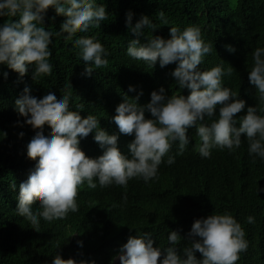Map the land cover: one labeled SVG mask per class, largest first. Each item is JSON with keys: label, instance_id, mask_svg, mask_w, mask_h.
<instances>
[{"label": "trees", "instance_id": "1", "mask_svg": "<svg viewBox=\"0 0 264 264\" xmlns=\"http://www.w3.org/2000/svg\"><path fill=\"white\" fill-rule=\"evenodd\" d=\"M98 3H103L108 11L100 26H90L87 33L77 31L72 39L66 38L67 33L52 37L51 75L34 80L32 66L21 77L0 64V264H50L56 252L65 259L110 264L129 235L135 234V228L152 232L154 246L166 245L171 230L186 236L196 218L225 210L241 223L248 241L247 250L240 253L235 264H264V191H258L264 188V163L258 158L254 161L248 154L245 134L241 135V145L235 152L212 149L210 158H203L196 150L199 140L195 128H189L190 143L180 154L178 142L173 143L170 153L175 155V163L162 162L154 181L132 179L127 189L116 185L89 189L85 183L76 197L79 210L50 222L41 218L39 230L16 214L19 184L27 179L36 162L27 156V144L37 129L16 123L25 119L18 116L14 102L26 85L32 95L40 98L51 90L62 94L61 86L69 84L73 93L70 107L75 110V104L83 103L81 115L92 113L100 118L101 126L118 135V147L129 156L128 144L134 136L120 133L111 119L128 86H135V91L128 92L132 97L142 90L137 101L141 105L147 104L151 91L161 85L169 94H189L190 90L179 89L171 76L175 62L164 67L157 62L151 67L126 55L129 41L137 38L125 24L129 10L134 13L133 23L146 14L158 25L153 32L144 29L139 36L141 43H147L149 35L168 38L171 25L181 29L198 25L203 39L213 45L200 69L217 64L233 67L232 75H226L223 81L246 101L245 109L237 116L243 115L248 105L259 103L248 72L252 50L264 46V0H98ZM12 19L0 16V23ZM64 19L50 6L43 26L57 32ZM80 35L95 36L109 51L108 64L94 69L91 76L82 75L85 65L77 57L78 49L73 44L75 36ZM226 44L233 45L235 51H228ZM5 71L9 73L7 78L3 75ZM145 116L149 118L150 112L146 111ZM44 130L50 131V125L45 124ZM20 132L24 133L22 137ZM93 137L94 132H90L81 138L80 147L86 155L98 157L103 150ZM13 183L15 189L11 187ZM113 202L118 206L113 208ZM39 203V199L34 200L33 208L39 207ZM249 214L255 217L254 223L246 222ZM77 241H83L82 246ZM185 243L187 240H181L180 246Z\"/></svg>", "mask_w": 264, "mask_h": 264}, {"label": "clouds", "instance_id": "2", "mask_svg": "<svg viewBox=\"0 0 264 264\" xmlns=\"http://www.w3.org/2000/svg\"><path fill=\"white\" fill-rule=\"evenodd\" d=\"M50 6L57 15L65 17L57 32L43 26ZM133 15L131 10L126 12L125 24L137 38L129 41L126 55L151 67L157 62L161 67L175 62L171 76L179 89L187 88L190 92L169 94L161 85L151 91L149 102L141 105L137 101L142 90L132 97L128 92L135 91V86H128L111 119L120 133L134 136L128 144L129 156L118 147V135L101 126L100 118L92 113L81 115L83 103L75 104V110L70 107L73 93L69 84L61 86L62 94L51 90L40 98L32 95L26 85L14 102L18 116L25 119L16 123L37 129L27 144V156L36 162L27 179L19 184L15 211L36 230L41 218L50 222L77 212L78 189L85 183L89 189L97 185L127 189L132 179L145 183L158 179L162 162L175 163V155L170 153L173 143L178 142L177 154L183 153L190 143L188 129L192 127L199 140L196 150L201 157L210 158L212 149L235 152L241 145V135L245 134L248 154L254 161L258 158L264 163V46L252 50L248 72L259 103L248 105L246 112L237 116L245 109L246 101L223 81L226 75H232L233 67L217 64L200 69L205 56L213 51V45L203 39L198 25L183 29L171 25L168 38L149 35L148 42L141 43L139 36L144 29L153 32L158 25L146 14H141L133 23ZM0 16L14 18L0 23V64L21 77L32 66V78L36 80L52 73L49 45L53 36L67 33L66 38L72 39L77 31L87 33L90 26H100L107 19L108 11L98 0H0ZM160 16L163 17L162 12ZM73 44L78 49L77 57L85 65L82 75L91 76L94 69L108 64L109 51L95 36H75ZM225 47L235 51L231 44ZM8 74L3 73L5 78ZM146 111L151 114L149 118L145 116ZM45 124L50 125V131L45 132ZM90 132H94L93 138L103 150L98 157L86 155L80 147L81 138ZM19 135L22 137L24 133ZM11 187L17 186L13 183ZM36 199L39 207L33 208ZM123 199H127L126 194ZM117 206L113 202L112 207ZM246 222L254 223L255 217L247 215ZM135 229V234L129 235L110 264H235L248 247L245 229L226 210L196 218L186 236L171 230L166 245L154 246L152 232ZM181 240H187L182 247ZM77 243L82 246L83 241ZM50 264H95V260L65 259L56 252Z\"/></svg>", "mask_w": 264, "mask_h": 264}]
</instances>
